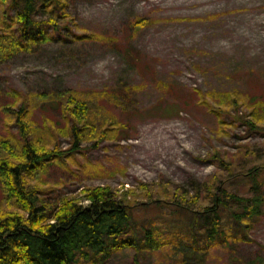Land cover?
I'll use <instances>...</instances> for the list:
<instances>
[{
	"label": "rangeland",
	"instance_id": "1",
	"mask_svg": "<svg viewBox=\"0 0 264 264\" xmlns=\"http://www.w3.org/2000/svg\"><path fill=\"white\" fill-rule=\"evenodd\" d=\"M16 11L0 2V33ZM67 11L71 31L0 57V159L19 158L26 137L17 114L26 103L30 142L62 150L59 161L29 178L42 202L53 207L74 197L87 203L86 189L97 186L138 203L149 194L193 196L216 176L248 193L243 173L252 166L264 171V122L250 125L252 101L263 104L257 121L264 117V0H67ZM36 16L48 14L40 9ZM125 88L131 101L124 107L95 97ZM58 92L101 99L116 124L96 127L98 133L74 146L65 131L75 119L71 98L62 99L63 111L64 94L53 96ZM18 209L0 179V213ZM159 209L137 205L135 211L153 220L171 217V206ZM250 238L216 249L203 264H249L258 256L264 264V212ZM175 248L143 250L138 264L197 263ZM136 256L126 248L98 264H136Z\"/></svg>",
	"mask_w": 264,
	"mask_h": 264
},
{
	"label": "trees",
	"instance_id": "2",
	"mask_svg": "<svg viewBox=\"0 0 264 264\" xmlns=\"http://www.w3.org/2000/svg\"><path fill=\"white\" fill-rule=\"evenodd\" d=\"M0 2L17 10L11 22L1 28L0 57L53 41L72 19L67 11V0ZM40 9L48 14L46 19L36 16ZM129 90L125 88L123 93L98 91L95 97H107L124 107L131 101ZM60 94L64 95L60 98ZM53 96L60 98L63 111L62 99L71 98L68 104L73 107L69 110L75 119L71 121V129L67 127L65 131L74 138L76 147L86 134L98 133V129L109 123L116 124V118L101 99L95 103L93 99L87 100L71 92H58ZM262 106L260 100L251 102L252 127L262 126L259 122H264L263 116L257 121L255 115ZM17 115L25 142L18 159H0V179L19 209L9 214L0 213V264H77L81 261L98 264L108 260L115 251L126 248L136 249L138 264L137 257L143 250L157 251L171 245L183 251V259L203 264L216 249L251 241L250 231L264 212V171L260 167L252 166L243 173L249 184L248 193L231 190L224 179L216 176L200 187L205 191L204 196L198 188L197 195L176 191L160 197L149 194L150 199L138 203L128 200L126 194L119 195L110 186H97L86 189L87 203L66 197L60 204L49 207L42 202L39 188L29 178L44 165L59 161L63 157L62 150L39 148L40 141L30 142L25 122L29 117L27 103ZM163 204L172 207L169 219L153 220L147 212L135 211L137 205L153 211ZM262 261L258 256L249 260V264Z\"/></svg>",
	"mask_w": 264,
	"mask_h": 264
},
{
	"label": "bare ground",
	"instance_id": "3",
	"mask_svg": "<svg viewBox=\"0 0 264 264\" xmlns=\"http://www.w3.org/2000/svg\"><path fill=\"white\" fill-rule=\"evenodd\" d=\"M172 1H174V2H183V3H193V2H203L205 0H172ZM242 36H249V35L246 34V33H242ZM249 37H251V36H249ZM251 43H252V41H251ZM253 43H255L254 40H253Z\"/></svg>",
	"mask_w": 264,
	"mask_h": 264
}]
</instances>
